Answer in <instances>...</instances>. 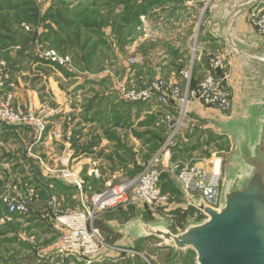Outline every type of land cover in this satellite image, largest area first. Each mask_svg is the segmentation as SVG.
Returning <instances> with one entry per match:
<instances>
[{"label":"rangeland","instance_id":"374dc122","mask_svg":"<svg viewBox=\"0 0 264 264\" xmlns=\"http://www.w3.org/2000/svg\"><path fill=\"white\" fill-rule=\"evenodd\" d=\"M171 1L175 0H106L67 26L58 0H0V110L21 112L45 128L40 135L39 127L31 124L0 122V200L24 198L30 207L23 216H7L1 208L0 264H85L62 250L67 224L60 220L85 212L93 195L136 176L167 139L165 109L153 103L126 104L119 90L138 89L157 78L183 88L182 78H176L186 67L181 62L152 69L145 66L150 61L147 51L131 49L140 34V17ZM206 2L199 5L204 16L213 7V0ZM16 5L21 7L8 8ZM230 6L229 1L225 8ZM251 12L233 23L231 38L244 48L264 50L260 44L264 36L251 25ZM218 49L222 51L212 46L202 52ZM51 50L67 56L69 66H49L44 55ZM263 74L256 65L235 57L227 83L232 108L217 112L199 106L195 113L190 109L189 124L172 149L171 164L212 170L218 162L221 192L235 149L231 136L214 121L241 117L247 94L261 88ZM50 78L53 92L48 96ZM79 82L83 85H76ZM35 89L47 109L33 107L30 91ZM166 159L160 166L158 202L131 198L116 209L86 216L87 224L99 232V251L90 264H196L191 251H175L155 238L137 242L122 230L126 222L139 218L145 223L164 221L170 232L178 234L189 222L205 219L187 206L176 174L165 167ZM65 173L81 187L63 190L52 185L53 179L66 182Z\"/></svg>","mask_w":264,"mask_h":264},{"label":"built area","instance_id":"2783aa9c","mask_svg":"<svg viewBox=\"0 0 264 264\" xmlns=\"http://www.w3.org/2000/svg\"><path fill=\"white\" fill-rule=\"evenodd\" d=\"M250 20L251 25L256 27L258 32L264 36V13L252 9ZM203 56L206 58L203 76L194 87H191L194 65L201 63ZM44 57L51 63L63 68L70 64L67 56L65 58L60 57L53 50L45 53ZM190 58L186 67L178 72L184 81L183 88L157 78V80L143 84L138 89L121 87L119 90L121 98L126 104L153 103L163 107L166 112L164 121L168 129V137L157 153L146 163L145 168L136 176L93 195L90 198L91 206H88V209L85 208V212L71 214L60 220L62 225L66 226L67 224L66 234L62 241L64 247L62 250H65L69 256L81 257V260L86 262L85 264H90L91 258L99 251V232L93 228V225L87 224V215L93 217L101 210L116 209L120 205L131 202V198L145 203L159 201L161 195L160 166H162L164 158H167L165 167L170 168L176 174L177 182L183 192L202 199L207 206L218 207L221 188L219 167L216 166L214 169L208 170L195 165L189 167L171 164L172 149L177 144L178 136L189 124L192 105L212 107L219 112H227L232 108L227 88L230 64L224 52L219 49L202 52L193 47ZM134 62L133 59H130L131 64ZM0 122L18 126L31 124L39 127L40 135L45 130L37 119H27L21 112L15 113L6 107L4 111L0 110ZM63 177H65L66 182H70L78 188L81 187L76 180L72 179L73 175L65 173ZM2 207L7 216H23L30 211L29 202L24 198L7 197L0 200V210Z\"/></svg>","mask_w":264,"mask_h":264},{"label":"water","instance_id":"95a60500","mask_svg":"<svg viewBox=\"0 0 264 264\" xmlns=\"http://www.w3.org/2000/svg\"><path fill=\"white\" fill-rule=\"evenodd\" d=\"M229 42L237 54L264 68V57L247 54ZM259 84V90L247 94L241 117L214 121L231 136L235 149L218 207L184 193L187 206L201 213L203 221L189 222L185 231L173 234L164 221L145 223L134 218L122 228L127 235L134 240L155 238L175 251H191L196 264H264V76Z\"/></svg>","mask_w":264,"mask_h":264},{"label":"crops","instance_id":"0c3cea01","mask_svg":"<svg viewBox=\"0 0 264 264\" xmlns=\"http://www.w3.org/2000/svg\"><path fill=\"white\" fill-rule=\"evenodd\" d=\"M65 1L76 3L78 0ZM206 1L207 0H182L180 2L175 0L171 1L170 4L165 7L156 8L153 12H151V14L146 16L143 15L139 19L140 28L138 31H140V34L135 43H133L131 49L135 50L137 53H141V50L147 51V53H149L150 61L146 60L145 66L157 69L167 68L171 66L173 61L174 64H177L175 63V60L186 66L189 61L187 56H190V51H192L193 47H196L201 51L205 47H220L224 52L225 57L229 60L230 66L228 67V72H230V75L233 74L235 57L242 58L243 60L256 65L261 69L262 73H264V68L262 66L237 54L231 48L229 42V40L234 41L238 48L247 54L250 53L255 56L264 57V50L261 49L255 51L254 48L256 47L252 45H250V48L248 49L246 47L244 48V46L239 43L240 41L232 39V35H230L233 23L236 20H239V18L245 16L248 11L252 9L264 11V0H213L212 9L209 13L206 12L204 16L202 7L199 8V5L201 2L205 5L207 3ZM229 1L231 6L230 9H227L225 7ZM224 14H228V16L225 18L224 22L222 21V23H220ZM260 44L264 46V41ZM44 60L47 59L44 57ZM205 65L206 58L203 56L202 62L195 64L193 72L195 80L201 79ZM262 76H264V74ZM43 78L47 80V78ZM176 78H180L179 74ZM48 82V88L45 86V94H47L50 90L53 92L52 79L50 78ZM176 82L173 81L171 83L173 84ZM76 85H83V82L76 83ZM182 86H184V84ZM30 93L33 96L32 104L34 108L45 107L47 109L46 103H40L36 89L30 91ZM47 95L49 96V93ZM199 106L200 105L198 104L192 105V112H198L196 110ZM214 110L217 111L216 109ZM51 111L54 110L52 109ZM72 158L77 159L76 157L74 158L73 155ZM92 165L94 164L92 163ZM51 183L56 186L64 184L71 189H75V186L70 182H62L60 180L53 179ZM49 186H51V184ZM51 188L53 187H49V189Z\"/></svg>","mask_w":264,"mask_h":264},{"label":"trees","instance_id":"16d2710c","mask_svg":"<svg viewBox=\"0 0 264 264\" xmlns=\"http://www.w3.org/2000/svg\"><path fill=\"white\" fill-rule=\"evenodd\" d=\"M58 1H60V3L62 4V5H60L61 6L60 9H62L63 22H65L67 26H72L76 23V22H74V20H79V18L83 17L84 14L88 10L97 6L98 3L104 2L106 0H78V1H76V3L70 2V1H65V0H63V1L58 0ZM19 4H21V6H23L22 3H18L17 5H19ZM17 5H16V8L15 7H8V8H10V10H11V8H13L12 10L15 11L17 8L21 7V6H17ZM3 8H6V7H3ZM0 10H1V8H0ZM137 15L138 14L134 15V20H132V21H136ZM45 62L48 65L51 64V65L56 66L57 68L61 69V67H59L58 65H54L53 63H51L48 60H45ZM193 72H194V69H193ZM193 76H194V74H193ZM199 80H195L193 77V79L191 81V87H194ZM58 187L63 189V190H69V188H70L64 184L61 186H58ZM141 241H145V240H138L137 242H141Z\"/></svg>","mask_w":264,"mask_h":264},{"label":"bare ground","instance_id":"6f19581e","mask_svg":"<svg viewBox=\"0 0 264 264\" xmlns=\"http://www.w3.org/2000/svg\"><path fill=\"white\" fill-rule=\"evenodd\" d=\"M216 165H217V168H218V162H217V164H216Z\"/></svg>","mask_w":264,"mask_h":264}]
</instances>
